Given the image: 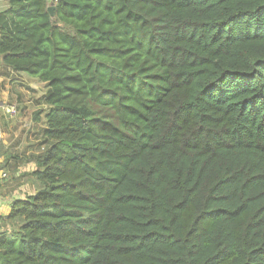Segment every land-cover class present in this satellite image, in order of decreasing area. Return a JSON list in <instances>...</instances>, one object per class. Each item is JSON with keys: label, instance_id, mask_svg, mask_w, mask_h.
I'll return each mask as SVG.
<instances>
[{"label": "trees", "instance_id": "16d2710c", "mask_svg": "<svg viewBox=\"0 0 264 264\" xmlns=\"http://www.w3.org/2000/svg\"><path fill=\"white\" fill-rule=\"evenodd\" d=\"M0 2L46 87L0 264H264V0Z\"/></svg>", "mask_w": 264, "mask_h": 264}, {"label": "rangeland", "instance_id": "374dc122", "mask_svg": "<svg viewBox=\"0 0 264 264\" xmlns=\"http://www.w3.org/2000/svg\"><path fill=\"white\" fill-rule=\"evenodd\" d=\"M45 92L46 87L38 78L10 71L0 64V158H5L0 162L9 172L0 192L13 189L27 195L35 191L36 183L30 172L35 168V156L46 148L45 112L36 119V113L46 109ZM18 166L28 176L21 175L18 180L19 175H15Z\"/></svg>", "mask_w": 264, "mask_h": 264}, {"label": "crops", "instance_id": "0c3cea01", "mask_svg": "<svg viewBox=\"0 0 264 264\" xmlns=\"http://www.w3.org/2000/svg\"><path fill=\"white\" fill-rule=\"evenodd\" d=\"M0 64L3 65L2 63H0ZM3 67H5V66L3 65ZM21 74H24V73H21ZM1 159L5 160V158H0V161H1ZM7 163H8V161H7ZM21 168H22V166H18L16 168L17 171H16L15 175H19V176H17L18 180L20 179L21 175H23L24 177L28 176L26 174L27 172H24V173L22 172V171H25V170H20ZM0 185H4V182H2ZM23 196H25V195H22V193H19L18 191H15L13 189H11L9 191L0 192V215H3V216L8 215L10 213V211H11V202H12V200L15 199V198L23 197Z\"/></svg>", "mask_w": 264, "mask_h": 264}, {"label": "built area", "instance_id": "2783aa9c", "mask_svg": "<svg viewBox=\"0 0 264 264\" xmlns=\"http://www.w3.org/2000/svg\"><path fill=\"white\" fill-rule=\"evenodd\" d=\"M8 110H10V109H8ZM8 175H9V173H8L7 169L0 168V180L8 178Z\"/></svg>", "mask_w": 264, "mask_h": 264}, {"label": "water", "instance_id": "95a60500", "mask_svg": "<svg viewBox=\"0 0 264 264\" xmlns=\"http://www.w3.org/2000/svg\"><path fill=\"white\" fill-rule=\"evenodd\" d=\"M48 10H49L50 14L53 16L54 15V3L53 2L51 3Z\"/></svg>", "mask_w": 264, "mask_h": 264}]
</instances>
